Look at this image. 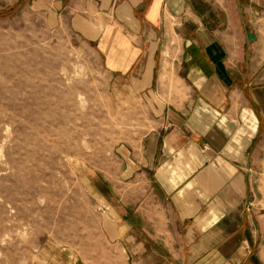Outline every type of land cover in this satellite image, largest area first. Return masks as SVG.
Wrapping results in <instances>:
<instances>
[{"label":"crops","instance_id":"1","mask_svg":"<svg viewBox=\"0 0 264 264\" xmlns=\"http://www.w3.org/2000/svg\"><path fill=\"white\" fill-rule=\"evenodd\" d=\"M31 4L100 58L115 117L146 127L88 174L126 264H263L264 0Z\"/></svg>","mask_w":264,"mask_h":264},{"label":"rangeland","instance_id":"2","mask_svg":"<svg viewBox=\"0 0 264 264\" xmlns=\"http://www.w3.org/2000/svg\"><path fill=\"white\" fill-rule=\"evenodd\" d=\"M105 78L45 8L0 0V264H126L88 174L146 127L115 117ZM252 169L264 264V160Z\"/></svg>","mask_w":264,"mask_h":264}]
</instances>
